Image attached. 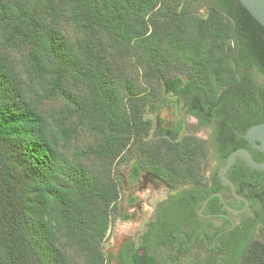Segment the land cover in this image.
Instances as JSON below:
<instances>
[{"label":"trees","instance_id":"1","mask_svg":"<svg viewBox=\"0 0 264 264\" xmlns=\"http://www.w3.org/2000/svg\"><path fill=\"white\" fill-rule=\"evenodd\" d=\"M201 1L0 0V264H105L124 157L168 186L197 176L202 141L148 139L164 95L229 150L264 121V27L239 0ZM239 253L264 264V228Z\"/></svg>","mask_w":264,"mask_h":264},{"label":"flooded vegetation","instance_id":"2","mask_svg":"<svg viewBox=\"0 0 264 264\" xmlns=\"http://www.w3.org/2000/svg\"><path fill=\"white\" fill-rule=\"evenodd\" d=\"M185 113V121L191 127L183 128L180 124L176 130L178 123L172 127L169 124L161 126L160 121H156L154 132L155 136L175 140L191 136L203 142V157L197 151L194 155L197 176L172 187L136 163L137 172L143 177L142 187L151 180L155 185L164 184L167 191L153 204L139 245L135 248L133 243H126L119 247L118 264H134L135 253L139 256L138 264H240L239 250L262 237L264 180L254 189L253 168L239 157L235 159L225 175L233 183L236 195L246 199V203L218 177L219 168L232 151L245 148L252 156L261 152L244 137L246 129L243 132L234 130L236 138L243 144L229 150L232 140L227 139L228 144L221 142L216 119L205 124ZM211 158L215 165L207 171ZM258 191L261 193L257 194Z\"/></svg>","mask_w":264,"mask_h":264},{"label":"rangeland","instance_id":"3","mask_svg":"<svg viewBox=\"0 0 264 264\" xmlns=\"http://www.w3.org/2000/svg\"><path fill=\"white\" fill-rule=\"evenodd\" d=\"M207 1L188 4V9L204 14L207 8ZM166 104L156 112L146 111L145 116L152 119L153 125L149 132L148 139L155 138L156 121H160L161 126L169 124L174 126L181 123L183 128L187 125L185 121L186 113L182 106V101L175 102L176 98L170 94L164 95ZM54 102L45 103V107L53 106ZM56 105V103L54 104ZM91 135L84 129H79L77 135L72 139L71 145L75 149H84L91 141ZM87 165H91L89 160L83 159ZM215 160L210 159L207 164V171L214 168ZM114 176L121 183L120 199L116 203V219L110 222L103 243V251L107 256L105 264H118V250L121 245L133 243L136 248L140 243V236L144 232L146 222L150 218L153 204L167 191L164 184L155 185L151 180L143 186L142 175L138 174L136 163L133 159L124 157L118 165L113 168ZM139 177V178H138ZM141 203V205L139 204Z\"/></svg>","mask_w":264,"mask_h":264},{"label":"water","instance_id":"4","mask_svg":"<svg viewBox=\"0 0 264 264\" xmlns=\"http://www.w3.org/2000/svg\"><path fill=\"white\" fill-rule=\"evenodd\" d=\"M239 2L250 13V15L264 27V0H239ZM244 137L254 148L261 152L262 160L256 161L251 153L245 148L236 149L228 155L226 163L218 170V177L223 183L230 185L231 191L234 195H236L234 185L226 177L225 173L237 157L245 161L255 170H264V121L249 126L244 133ZM236 196L239 197L238 195ZM239 198L247 203L246 199L242 197Z\"/></svg>","mask_w":264,"mask_h":264}]
</instances>
